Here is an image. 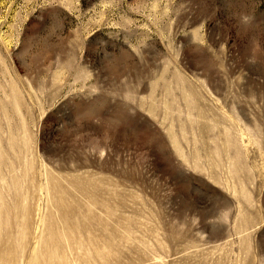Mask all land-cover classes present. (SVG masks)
Wrapping results in <instances>:
<instances>
[{
  "label": "rangeland",
  "instance_id": "374dc122",
  "mask_svg": "<svg viewBox=\"0 0 264 264\" xmlns=\"http://www.w3.org/2000/svg\"><path fill=\"white\" fill-rule=\"evenodd\" d=\"M0 264H264V0H0Z\"/></svg>",
  "mask_w": 264,
  "mask_h": 264
}]
</instances>
